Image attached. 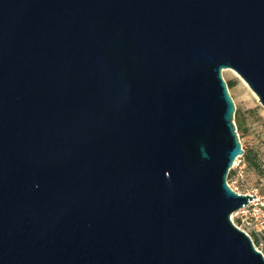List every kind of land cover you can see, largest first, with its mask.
Instances as JSON below:
<instances>
[{"label": "water", "instance_id": "95a60500", "mask_svg": "<svg viewBox=\"0 0 264 264\" xmlns=\"http://www.w3.org/2000/svg\"><path fill=\"white\" fill-rule=\"evenodd\" d=\"M225 69L264 0H0V264H264Z\"/></svg>", "mask_w": 264, "mask_h": 264}, {"label": "rangeland", "instance_id": "374dc122", "mask_svg": "<svg viewBox=\"0 0 264 264\" xmlns=\"http://www.w3.org/2000/svg\"><path fill=\"white\" fill-rule=\"evenodd\" d=\"M236 75H238L232 69ZM229 93L235 104L234 123L240 142L251 163L244 156L234 166V175L228 179L229 185L238 193L255 196V201L234 213L232 221L247 233L256 249L264 255V107L259 99L249 91L233 72L224 73Z\"/></svg>", "mask_w": 264, "mask_h": 264}, {"label": "trees", "instance_id": "16d2710c", "mask_svg": "<svg viewBox=\"0 0 264 264\" xmlns=\"http://www.w3.org/2000/svg\"><path fill=\"white\" fill-rule=\"evenodd\" d=\"M229 86L231 87L232 84L231 83L228 84V87ZM244 158H245V160H246L247 163H251L250 155L249 154H246V152L244 153ZM233 175H234V171H231L230 174H229L228 179H230Z\"/></svg>", "mask_w": 264, "mask_h": 264}, {"label": "bare ground", "instance_id": "6f19581e", "mask_svg": "<svg viewBox=\"0 0 264 264\" xmlns=\"http://www.w3.org/2000/svg\"><path fill=\"white\" fill-rule=\"evenodd\" d=\"M228 72H233V71H231V70H225L224 71V73L225 74H227ZM234 73V72H233ZM235 74V73H234ZM236 75V74H235ZM237 77L239 76V75H236ZM240 80H241V82L244 84V86L249 90V91H251L250 90V88L248 87V85L240 78ZM251 93L255 96V97H257L252 91H251Z\"/></svg>", "mask_w": 264, "mask_h": 264}, {"label": "built area", "instance_id": "2783aa9c", "mask_svg": "<svg viewBox=\"0 0 264 264\" xmlns=\"http://www.w3.org/2000/svg\"><path fill=\"white\" fill-rule=\"evenodd\" d=\"M236 162H237V161H236ZM235 165H236V163H235ZM235 165H234V166H235ZM229 186H230V185H229ZM230 187H231V186H230ZM231 188H232V187H231ZM232 190L235 191V192H237V191H236L235 189H233V188H232ZM237 193H238V192H237ZM239 194H240V193H239Z\"/></svg>", "mask_w": 264, "mask_h": 264}]
</instances>
